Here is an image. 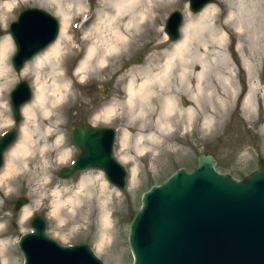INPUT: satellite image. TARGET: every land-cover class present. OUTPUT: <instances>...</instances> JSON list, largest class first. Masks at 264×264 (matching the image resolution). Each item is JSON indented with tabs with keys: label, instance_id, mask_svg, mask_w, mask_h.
Masks as SVG:
<instances>
[{
	"label": "rangeland",
	"instance_id": "rangeland-1",
	"mask_svg": "<svg viewBox=\"0 0 264 264\" xmlns=\"http://www.w3.org/2000/svg\"><path fill=\"white\" fill-rule=\"evenodd\" d=\"M41 1L43 0H26L12 12L0 11V39L2 36H9L12 42L9 68L13 76V82L5 99L6 115L0 117V136L9 129H16L18 136L14 143L21 137L22 125L26 118L22 107V120L20 123L15 122L10 92L19 81L26 80L31 85L35 96L37 76L36 71L22 75L26 65L21 71H16L13 67L12 57L16 46L10 33V23L17 19L21 10L36 6L47 10L59 19L61 34L63 19L57 11L56 4L52 2L46 4ZM62 1L64 6H68L67 1ZM84 1L87 6L86 14H72L70 46L63 52V56H67L63 67L67 73V81L72 85V91H67V100L60 101L64 104L55 134L47 138L38 137L47 139L50 144L49 166L47 169L43 168L38 159L32 157L29 167L15 170L11 175L12 183L9 185L4 183L2 171L7 161V151L14 143L5 152L4 164L0 168V231H4L2 239L9 240L12 248L6 261L0 258V264H23L24 258L18 241L22 234L32 229L30 220L35 214H41L47 219L48 235L62 245L87 242L105 264H133V255L128 243L129 225L135 212L141 207L144 192L153 185L163 182L181 167L191 170L197 165V159L202 154L214 155L218 160L217 169L223 173H230L238 179L251 174L258 168L259 159H264V92L262 90L257 88L255 92L253 111L250 103L247 104L244 101L245 98L239 103L240 92L235 97L231 95V108L225 122L221 126H211L203 130L204 118L213 115L215 110L212 107H198L177 85L179 80L176 72L172 76L176 87L173 86L171 89L175 94L176 107L168 113L171 125L167 129H158L153 125L157 123L158 110L147 111L145 115H149L152 121L151 131L157 132L159 137L156 140H145L146 149L139 151L140 146L135 140L136 136L142 132L145 115L143 118L140 117L137 111L127 103L129 80L134 75L137 81H140L144 75V68L150 67L156 70L158 65L153 64L156 55L162 60L164 49L174 42L166 41L168 36L165 32L167 17L173 10L178 9L183 13L184 22L197 13L190 10L189 0H181L166 9H161L157 12V20L146 27L149 31L144 33L124 55H112L108 62L109 66L99 65L87 77L82 79L76 77L78 83H75L72 75L77 71L86 50L99 34L93 32V27L98 21L96 10L101 0ZM261 1L216 0L214 4L218 5L219 11L217 19L225 20L232 9L234 11L238 8L252 10L253 3ZM89 11L92 12L93 17L83 25L82 22ZM1 12L5 13V22L1 21ZM237 42L238 36L233 34L231 37L230 34L227 50L220 48L222 50L220 55L226 56L230 61L235 60L236 65L239 58L236 53L234 54L233 47H236ZM139 54L143 55L142 62L127 65ZM50 71L48 64L39 70L40 76L47 81L49 88L53 86V75ZM263 78L264 71L261 81ZM234 80L239 89H244L247 82L246 72L236 69ZM105 84L110 85L107 98L102 97V87ZM202 101L203 104L208 102L204 97ZM156 102H159L158 97ZM112 104L116 105V111L107 118L102 110ZM189 107L194 110L191 116L192 121L188 119L184 111ZM179 110L182 112H178ZM249 112L252 116L247 119L246 114ZM6 118L8 122L5 123ZM82 120H88L97 126L117 127L115 155L129 170V185L126 193L113 186L101 170H89L71 178L59 176L60 170L69 166L78 154V149L71 141V126ZM46 123L51 125L50 121ZM125 131L129 135L126 145L123 146L121 137ZM134 168L137 170V177L132 183L130 176ZM87 176H90L92 180L80 189L81 179ZM22 196L27 197L29 201L17 210V200ZM58 199L62 200V203L56 205ZM25 209L30 210V213L24 220L22 216ZM105 218L109 219V226L103 224Z\"/></svg>",
	"mask_w": 264,
	"mask_h": 264
},
{
	"label": "water",
	"instance_id": "water-1",
	"mask_svg": "<svg viewBox=\"0 0 264 264\" xmlns=\"http://www.w3.org/2000/svg\"><path fill=\"white\" fill-rule=\"evenodd\" d=\"M216 0H189L199 13ZM184 15L174 10L165 23L171 41L182 35ZM16 51L12 64L21 71L25 64L54 43L60 33L59 19L40 7L21 10L10 24ZM139 54L127 65L139 64ZM110 85L102 87L109 96ZM34 91L26 80L10 93L14 120H22V107ZM186 103V102H185ZM18 136L9 129L0 136V168L6 150ZM117 129L95 127L83 121L71 126V141L78 149L73 163L60 170L61 178H71L89 170H101L107 180L126 193L129 171L115 155ZM217 158L209 153L188 170L177 169L160 184L142 195V204L129 225L128 243L133 264H264V159L242 179L217 169ZM29 199L18 198L16 209ZM31 230L18 241L23 264H105L87 242L62 245L47 233L48 222L41 214L30 220Z\"/></svg>",
	"mask_w": 264,
	"mask_h": 264
},
{
	"label": "bare ground",
	"instance_id": "bare-ground-1",
	"mask_svg": "<svg viewBox=\"0 0 264 264\" xmlns=\"http://www.w3.org/2000/svg\"><path fill=\"white\" fill-rule=\"evenodd\" d=\"M24 1L26 0H2L0 11L12 12ZM64 1H67L68 6H64L62 0L41 1L46 4L51 2L56 4L57 11L63 19L62 30L59 38L36 55L23 69L22 75L36 71V90L33 100L23 106L26 121L22 125L21 137L6 154L7 161L2 171V178L5 179L4 183L9 185L12 183L11 175L15 170L29 167L32 157L38 159L40 165L47 169L50 163V144L47 139L40 138L55 134L64 104L60 101L67 100V91H72V85L67 81V73L63 67L67 58L63 56V52L70 46L72 14H84L87 6L84 0ZM179 2L181 0H101L96 10L98 21L93 27V32L99 34L86 50L77 71L72 75L74 82L78 83L76 77L80 79L87 77L99 65L109 66L108 62L112 55H124L144 33L149 31L146 27L157 20V12ZM231 8H233L232 5ZM5 13L1 12L2 22H5ZM218 14V5L210 3L199 13L187 18L183 24L182 37L166 46L162 60L156 55L153 62L158 65L156 70L150 67L144 68V75L140 81H137L134 75L130 78L127 86V103L142 118L147 111L158 110L157 123L153 124L158 129H167L171 125L168 113L176 107L175 94L171 90L174 86L172 76L175 72L179 80L177 85L198 107H212L215 110L213 115L204 118L203 130L211 126H221L225 122L231 108V95L235 97L239 92L240 95L244 94V101L247 104L250 103L253 111L257 88L264 92V78L262 81L260 79L264 71V0L253 3L252 10L238 8L234 11L232 9L225 20H218ZM92 17L93 14L89 11L82 24L87 23ZM230 34L231 37L233 34L238 36L237 45L233 47L234 50L232 49L234 54L238 55V65L235 60L230 61L226 56L220 55L221 49L227 50L229 47ZM166 41H169V38ZM11 51L10 37L2 36L0 39V117L6 115L5 99L13 82L9 68ZM45 64L50 65V73L53 75L51 88L39 74V70ZM236 69L246 72L247 82L242 90L234 82ZM157 97L159 102H156ZM203 97L208 100L206 104H203ZM102 111L108 118L116 111V105H109ZM184 111L188 119L192 121L193 108L189 107ZM251 116L250 112L246 114L247 119ZM143 119L145 123L141 127L142 132L136 136L135 140L140 146L139 151L146 149L145 140H156L159 137L157 132L151 131V117L145 115ZM48 121L51 125H47ZM4 122H8V119H4ZM128 135L127 131L123 133L121 145H126ZM136 172L135 168L131 170L132 183L136 180ZM91 180L90 176L83 177L80 189ZM61 203L60 199L56 201V205ZM29 213L30 210H24L22 216L24 220ZM103 224L109 226V219L105 218ZM3 234L4 231L1 230L0 258L6 261L12 246L9 240L2 239Z\"/></svg>",
	"mask_w": 264,
	"mask_h": 264
},
{
	"label": "flooded vegetation",
	"instance_id": "flooded-vegetation-1",
	"mask_svg": "<svg viewBox=\"0 0 264 264\" xmlns=\"http://www.w3.org/2000/svg\"><path fill=\"white\" fill-rule=\"evenodd\" d=\"M244 98H245V97H244V94H241V95H240V98H239V99H240L239 103H241L242 100H243ZM82 121H86V122L91 123V122L88 121V120H82ZM82 121H81V122H82ZM91 124H92V123H91ZM94 126H96V127H101V126H107V125H98V126H97V125H94ZM116 128H117V127H116Z\"/></svg>",
	"mask_w": 264,
	"mask_h": 264
}]
</instances>
